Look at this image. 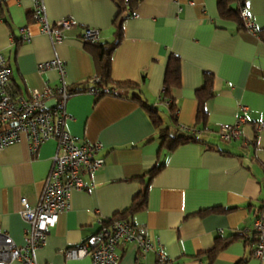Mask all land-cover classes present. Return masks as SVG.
<instances>
[{"label": "crops", "instance_id": "1", "mask_svg": "<svg viewBox=\"0 0 264 264\" xmlns=\"http://www.w3.org/2000/svg\"><path fill=\"white\" fill-rule=\"evenodd\" d=\"M40 1L49 24L62 18L76 24L54 41L33 21L32 0H0V51L11 69L9 92L14 98L60 83L56 71H37L38 63L52 58L65 63L66 86L88 87L97 76L94 58L84 47V30L97 29L99 42H111L120 20L121 38L110 58L112 93L95 97L85 91L66 100L67 131L81 141L101 143L98 155L105 163L83 174L84 188L73 191L70 207L59 213L44 244L35 250L38 264H90L87 255L66 258L65 250L95 233L103 220L138 202L141 192L146 195L143 206L125 219L146 228L152 248L143 252L128 243L118 249L117 264H158L161 254L165 264H236L239 259L264 264V257L252 255L253 244L240 236L211 261L207 254L217 237L240 234L242 228L250 234L254 219L264 217L260 35L221 18L217 0H141L133 11H125L124 19V13L117 18L114 0ZM245 8L264 29V0H246ZM22 28L31 34L28 41H19ZM170 54L180 61V85L172 89V99L163 93ZM205 74L212 77V88L205 102L206 130L196 135L200 140L171 151L160 147L159 128L144 105L158 110L161 127L187 133L182 127L196 123V90ZM169 100L177 109L174 124ZM240 116L241 138L221 140L218 126ZM55 150V140L48 139L30 151L23 136L0 150V229L16 245L23 243L26 227L20 200L36 202ZM161 162L162 169L149 179L148 171ZM213 207L229 210L205 211Z\"/></svg>", "mask_w": 264, "mask_h": 264}, {"label": "built area", "instance_id": "2", "mask_svg": "<svg viewBox=\"0 0 264 264\" xmlns=\"http://www.w3.org/2000/svg\"><path fill=\"white\" fill-rule=\"evenodd\" d=\"M31 15L39 31L54 41H59L62 31L69 30L76 24L71 18H62L52 25L49 24L40 0H32ZM242 19L246 30L253 34L258 33V27L245 8L242 10ZM19 37L21 41H28L31 34L22 28ZM82 38L95 41L98 39V30L86 28ZM36 67L38 72L56 71L60 83L56 86L45 84L42 90H33L27 97L14 98L9 92L11 69L0 51V150L17 142L22 136L30 151H34L48 139L56 142V150L36 202L31 204L25 198L20 200L19 213L26 223L23 243L16 245L0 229V264H10L12 261L38 264L35 250L44 244L47 231L55 226L59 213L70 207L73 191L84 188L83 174H92L105 163L104 158L98 155L102 148L101 143L81 141L66 129L68 115L65 104L71 93L63 82L65 63L52 58L38 63ZM98 80V77H94L86 92L99 93ZM240 109L243 111L246 107L240 106ZM243 121L240 116L233 123L220 124L217 128L218 137L226 142L240 139ZM262 125L263 123L257 124V127ZM182 130L193 135L201 133L196 127H182ZM249 231L250 234L245 232L247 236H256L252 255L256 258L264 257V217L257 216ZM128 243H135L143 252L152 248L144 226L134 225L127 219L103 220L95 233L80 244L65 250L64 254L66 258L87 255L90 264H117L118 249ZM166 260V256L161 254L158 264H165Z\"/></svg>", "mask_w": 264, "mask_h": 264}, {"label": "trees", "instance_id": "3", "mask_svg": "<svg viewBox=\"0 0 264 264\" xmlns=\"http://www.w3.org/2000/svg\"><path fill=\"white\" fill-rule=\"evenodd\" d=\"M116 7H117V18H120L122 14L124 13V16L121 17L124 19L126 16L125 11H133V9L137 6L138 2L141 0H114ZM245 1L246 0H217V10L218 15L223 19H233L238 23V26L241 28H244V23L242 19V10L245 8ZM246 9V8H245ZM252 17V16H251ZM118 20V19H117ZM257 26V25H256ZM258 27V26H257ZM116 38L114 41L111 42H99L98 39L95 41L90 40H83L84 41V47L86 50H88L95 62V68H96V76L98 77V87L100 89L99 93L94 94L95 97L102 96L106 93H112L111 89H109L110 86V58L111 53L113 49L115 48L116 44L121 38V22L118 21L116 25ZM258 35H260L261 39L264 40V29L260 30L258 28ZM20 41V38H19ZM126 85H132V84H126ZM180 85V61L178 56L174 54H170L167 62H166V68L163 78V93L166 97H169L172 99V96L170 97V93L173 88L179 87ZM90 86V85H89ZM68 87V86H67ZM211 88H212V77L209 74H205V79L200 88L196 90V98L198 100V107L196 112V123L194 127L201 130H206L204 124L207 116V111L205 109V102L208 98L211 96ZM86 88H70L68 87V90L71 94L79 93V92H85ZM148 111L149 117L154 124L155 127L159 128V141H160V147L171 151L174 148H176L179 144L185 143L187 141L196 140L199 141L200 139L193 134H187V133H179L177 131H172L171 128L167 127H161L162 120L159 116L158 110L154 107H148L144 105ZM169 108V116L173 122V124L176 122V107L174 105V102L169 100L168 104ZM200 125V126H197ZM222 140V139H221ZM255 136L251 140L254 141ZM226 142V141H225ZM164 166V163H156L149 171L148 176L149 179L153 178ZM145 193L141 192L136 197H138L139 201L132 202V204L126 208L122 213L115 214L113 217L109 218L108 220H116V219H125L128 217L129 214L133 213L134 211L140 209L144 202H145ZM135 199V198H134ZM137 199V198H136ZM212 211V210H229L224 208H218L213 207L206 209L205 211ZM240 236L246 241L251 242L252 244H255L256 242V236L255 234H252L251 237L247 236L245 233V229L240 230V234H234V235H228L226 237H217L215 240V243L213 247L207 252L208 257L210 261L216 256L218 251H220L229 241L232 239ZM251 239V240H250ZM236 264H246L245 259H239Z\"/></svg>", "mask_w": 264, "mask_h": 264}]
</instances>
